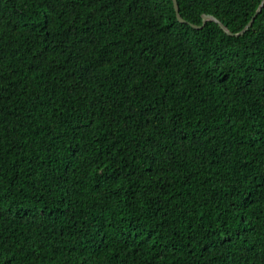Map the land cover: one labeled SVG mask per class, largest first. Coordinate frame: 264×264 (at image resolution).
I'll return each mask as SVG.
<instances>
[{"label":"trees","instance_id":"trees-1","mask_svg":"<svg viewBox=\"0 0 264 264\" xmlns=\"http://www.w3.org/2000/svg\"><path fill=\"white\" fill-rule=\"evenodd\" d=\"M0 0V264H264L262 0Z\"/></svg>","mask_w":264,"mask_h":264},{"label":"water","instance_id":"water-1","mask_svg":"<svg viewBox=\"0 0 264 264\" xmlns=\"http://www.w3.org/2000/svg\"><path fill=\"white\" fill-rule=\"evenodd\" d=\"M173 3H174L175 9H176V13H177V16H178L179 20L185 21V19L180 14L179 4H178L177 0H173ZM263 4H264V0H262L260 6L258 7V9L256 10V12L252 16V18L250 19V21L248 22V24L245 26V28L243 30L237 32V33H234L233 31H231L219 18H217L216 16H214L212 14H203V16H202L203 17L202 24L201 25H198V24L192 23V25H194L196 27H202L203 25L206 24L207 20L211 19V20H215L216 22H218L220 24V26L226 32H228L229 34L238 35V34L243 33L252 24V22L254 21V19L257 16V14L261 11Z\"/></svg>","mask_w":264,"mask_h":264}]
</instances>
